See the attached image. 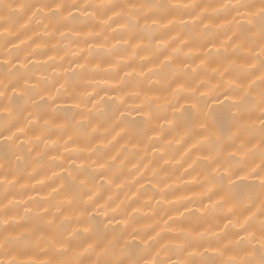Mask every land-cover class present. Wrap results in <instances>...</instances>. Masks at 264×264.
Instances as JSON below:
<instances>
[{"label": "bare ground", "instance_id": "bare-ground-1", "mask_svg": "<svg viewBox=\"0 0 264 264\" xmlns=\"http://www.w3.org/2000/svg\"><path fill=\"white\" fill-rule=\"evenodd\" d=\"M53 2L77 5L71 9L75 19L57 29L50 25L47 8L40 12L25 8L22 13L19 8ZM3 4L18 13L11 23H5L8 13ZM85 4L117 7L85 10ZM143 4L159 6L154 12L163 19L159 26L144 28L143 40L133 41L141 47L133 50L121 42L127 38L121 29L126 21L115 13L147 12L132 8ZM176 4L189 7H167ZM224 4L256 7L224 9ZM259 6L260 0H0V92L4 84L17 85L15 93L8 88L0 97V110L10 111L25 132L12 146L0 142V176L10 181L0 183V264H50L62 259H84L85 264L97 260L101 264H227L229 260L260 264L264 192L259 185L264 172L258 166L264 150L260 123L264 109L259 95L264 87L260 84L264 36L255 16ZM34 12L37 15L30 20ZM45 25L50 26L45 29ZM143 26L141 19L138 30ZM152 37L165 42L170 63H162L164 55ZM66 80V91L61 90L57 103L72 111L42 115L27 100L33 86L41 94L55 95ZM252 81L256 84L248 91L256 103L229 107L240 99L229 89L234 84L247 88ZM178 87L188 103L205 113L212 109L208 129L197 139H218L227 145L225 155L236 152L245 162L247 170L233 178L244 183L234 190L235 198L228 197L220 207H213L219 197L210 193L212 185L201 162L213 145L193 149L196 141L189 139V131L179 122V111L178 124L171 127L165 119L142 123L139 113L131 110L150 101L156 115L171 120L169 105H176ZM180 104L187 107L185 99ZM8 111H0V124ZM121 112L135 121L138 134L121 121ZM232 114L237 115L234 121ZM240 145L243 150L237 152ZM93 147H100L106 170L93 163L97 159L90 155ZM81 165L90 174L104 171L105 176H97L95 185H88L91 191L78 193L69 205L61 188ZM253 169L259 174L250 175ZM89 197L86 216L91 220L78 224L75 217ZM246 219L247 231H242ZM229 220L232 224L225 228ZM85 226L91 228L86 242L77 244L68 256H60L46 242L58 230L67 235ZM241 238L243 243H238ZM88 244L95 251L77 255Z\"/></svg>", "mask_w": 264, "mask_h": 264}, {"label": "snow or ice", "instance_id": "snow-or-ice-1", "mask_svg": "<svg viewBox=\"0 0 264 264\" xmlns=\"http://www.w3.org/2000/svg\"><path fill=\"white\" fill-rule=\"evenodd\" d=\"M4 11L8 13L7 17L5 18V23H11V19L13 16L18 15V13L12 9V5L10 4H3L2 5ZM33 7L37 8V12L42 11L44 8H47L49 11L46 13V16L49 18L50 25H54L57 29L59 27L65 26V23H70L75 19L73 16V13L71 9L77 8L78 6L75 4H65V3H48L43 5H20V12L22 13L25 8L31 9ZM108 8L114 10L115 5H95V4H85L83 5V9H94V8ZM159 6L151 5V4H143V5H132V8L135 9H148L147 12H141L138 11L135 15L128 14L127 16H124L122 13H115L116 17L119 19H124L126 23L121 25V29L127 33V38L123 39L121 42L125 45V47H131L133 50L138 49L141 47L140 44L136 43L134 44L133 41H141L143 40V30L144 28L151 29L153 26H159L161 25V21L163 17L159 16L154 12V9ZM173 9H184L189 7L188 5H182V4H176L167 6ZM235 7L239 9L240 7L245 8H252L256 7L255 5H248V4H236V5H229L224 4V9H229ZM37 12H34L32 17H29L31 20L37 15ZM87 15L94 16L95 13H86ZM255 16L259 18L261 21L260 23V30L262 36H264V0H260V6L257 13H255ZM149 18H151V23L149 24ZM109 19H112L111 17ZM144 20V26L143 28H139L138 26L140 24V20ZM39 22V21H38ZM171 23V22H170ZM50 25H45V29H47ZM166 27V26H165ZM207 27V26H206ZM65 33H61L63 36ZM89 36L92 34L89 33ZM152 39H156V47L161 50V55H164V61L162 63H170L171 62V55L166 54L167 45L163 40H159L156 37H152ZM87 43V40L85 41ZM120 43V42H118ZM115 47V46H114ZM89 50H91V46H89ZM178 51L177 50H174ZM261 56H264V49L261 51ZM10 63V62H6ZM81 69L85 67V65H79ZM186 67H190V65H187ZM260 67L261 69H264V59L260 60ZM194 71V70H193ZM27 83V82H25ZM67 80L64 84H61L60 87L56 88V94L52 95L51 93L45 91L43 94L35 90V86H33L32 89H29L30 92L33 93L32 96H27V100L31 101V106L37 109L42 115H47L49 112L52 113H61L66 111H72L70 109H64L61 108L58 105V101L61 99L62 93L61 90L65 89V84H67ZM256 84V81H252L247 85V88L244 84H234L233 87L229 89L232 95H238L240 96V99L232 105H229V107H236L240 108L241 105L245 103V101H248L250 103H256L255 97L251 96V93L248 91V89H251ZM260 84L264 86V75L260 77ZM16 84H13L12 82H9L8 84H4L3 88L4 91L0 92V97L5 96L8 88H11L13 93L16 92ZM182 87H178L176 90V105H169L172 107L173 111L171 113L172 119L168 120L167 116H158L156 115L155 111L153 110V107L151 105V102L149 101L147 104H142L139 107L131 109L132 111H137L141 117V122L150 124L154 119H165L166 123L170 125L171 127H176L177 122V114L179 111L180 116V123L183 124L184 128L189 131L190 140H195V144H193V149H199L202 145L211 144L213 147L209 150V155H206L202 158V163L204 164V171L207 174V178L209 183L212 185V188L209 189L210 193L212 195H216L219 197V201L213 205V207H220L223 205L225 200L228 197L235 198L233 193L234 190L238 187L239 184H243L244 180L240 179L239 181L234 180V177H240L241 173L245 172L246 165L245 162L239 159L236 152H228L227 155L224 153V147H227V145H221L218 139L208 138V139H197V137L200 136L201 131H207L208 129V122L212 119V109L209 108L208 112H204L197 104L195 103H188L187 98L181 95ZM66 91V89H65ZM243 93V95H241ZM36 97H39V99H36ZM20 98V97H18ZM185 99L187 107L184 104H180V100ZM226 99H230V96H226ZM116 100L120 101V104H123V100L120 97H116ZM115 103V101H113ZM177 106L178 109H177ZM259 106L264 109V87L261 88L260 95H259ZM77 109L80 107L79 104H76L75 106ZM0 111H8L7 109H3ZM185 114H187L188 118H185ZM131 115V112H128V116ZM262 116H264V112L261 113ZM12 113L8 111V116L5 117L4 122L0 124V142H2L6 146H12L16 140L20 139L21 135H24V129L22 127L18 126V121H13L11 119ZM121 121H127L129 130L133 132L134 134H138L136 128L134 127L135 121H129L127 119V116H125L124 112L120 113ZM237 118L236 114H232L231 119L234 121ZM48 123V121H46ZM78 124L80 122H77ZM261 143L264 145V119H261ZM161 128L164 127V125L160 126ZM219 127V125H218ZM15 129V131H13ZM93 131H96L93 129ZM155 131V129H153ZM231 139V137H229ZM71 139V137H69ZM67 144V141H65ZM103 147H107V145H103ZM243 150V145H240L237 147V152ZM90 155L97 156V159L93 161L94 164L98 165L99 169L106 170L107 164L103 161V156L101 154L100 147H93L90 149ZM246 155H248L246 153ZM260 160L261 163L258 166L260 169V172H264V150L260 152ZM254 162V161H253ZM95 174H90L87 170V167L85 165H81L79 168L75 169V175H73L71 172L69 173V183L67 186H62L61 190L65 192V201L67 204L71 205L76 198V195L78 193H82L84 190L91 191V189H88V185L91 183L95 185L96 177L99 176L101 179L104 178L105 172L104 171H95ZM250 175H258L259 173L253 169L250 173ZM0 183H10V181L6 180V176H0ZM260 188L262 192H264V179L260 182ZM53 191H58L57 189H54ZM91 197H89V201H82V204L85 206L84 210L81 212L80 216L75 217L76 222L79 224L83 221H90L91 217L86 216V205L91 201ZM209 199H211V196H209ZM26 212L30 211L29 209L25 210ZM185 211H189V209H185ZM183 215V214H181ZM262 215H264V212H262ZM5 224H7V221H4ZM51 223V222H49ZM64 222L61 221V225ZM111 223V221H109ZM232 224V221L229 220L228 225H225V228H227L229 225ZM248 227V220H245L244 224L240 225V229L242 231H247ZM91 232V228L88 226H85L83 228V231H81L79 228L72 229L70 232L65 235L64 230H58L55 235L52 236V238L48 241L49 243L60 256H68L70 252L75 253V247L77 244H82L86 242L85 237L87 234ZM239 235V233H237ZM201 238L204 236V233L200 234ZM261 239L262 244L261 248L264 249V220L261 221ZM238 243H243V238H241ZM58 246V247H57ZM95 251V248L92 244H88L87 247L84 248V251L82 253H77V255L84 257V256H90ZM12 264H16V261H12ZM50 264H85L84 259H75V260H68V259H62L50 262ZM96 264H101V261L97 260ZM103 264H124V261H118V262H108L105 261ZM145 264H148L146 261ZM151 264H158L157 261H152ZM227 264H237L234 260L227 261ZM260 264H264V254L261 256Z\"/></svg>", "mask_w": 264, "mask_h": 264}]
</instances>
